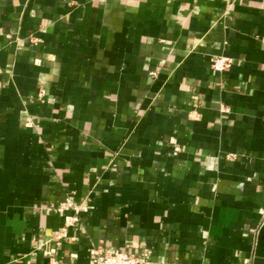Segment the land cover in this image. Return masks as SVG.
Masks as SVG:
<instances>
[{"label":"crops","instance_id":"1","mask_svg":"<svg viewBox=\"0 0 264 264\" xmlns=\"http://www.w3.org/2000/svg\"><path fill=\"white\" fill-rule=\"evenodd\" d=\"M94 246L264 264V0H0V264Z\"/></svg>","mask_w":264,"mask_h":264},{"label":"built area","instance_id":"2","mask_svg":"<svg viewBox=\"0 0 264 264\" xmlns=\"http://www.w3.org/2000/svg\"><path fill=\"white\" fill-rule=\"evenodd\" d=\"M230 59L225 56H212L210 59V67L215 71H223L230 66ZM178 146H174L172 153L178 152ZM65 205H71L68 200L58 206L63 211ZM74 213L65 214L63 225L54 233L55 239L64 238L67 234L68 227L77 222L78 207L72 206ZM89 261L84 264H150L145 253L137 254L126 250L94 246L89 249ZM48 264H62L52 254L48 260Z\"/></svg>","mask_w":264,"mask_h":264}]
</instances>
